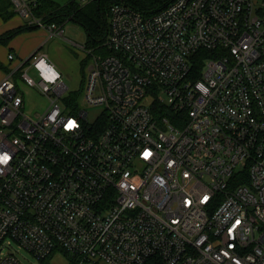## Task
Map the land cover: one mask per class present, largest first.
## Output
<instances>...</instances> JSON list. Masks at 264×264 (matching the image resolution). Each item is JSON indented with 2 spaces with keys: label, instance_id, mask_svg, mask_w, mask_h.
Segmentation results:
<instances>
[{
  "label": "built area",
  "instance_id": "2783aa9c",
  "mask_svg": "<svg viewBox=\"0 0 264 264\" xmlns=\"http://www.w3.org/2000/svg\"><path fill=\"white\" fill-rule=\"evenodd\" d=\"M10 2L63 38L34 3ZM110 9L81 98L46 54L8 55L0 264H23L21 249L42 264H264V0ZM19 79L44 112L26 114Z\"/></svg>",
  "mask_w": 264,
  "mask_h": 264
},
{
  "label": "rangeland",
  "instance_id": "374dc122",
  "mask_svg": "<svg viewBox=\"0 0 264 264\" xmlns=\"http://www.w3.org/2000/svg\"><path fill=\"white\" fill-rule=\"evenodd\" d=\"M56 4L60 6L66 5L68 0H52ZM82 4H86L91 0H78ZM13 4L10 2L7 6H11L8 10L9 17L12 19L16 15L13 13L12 6ZM6 8V7H5ZM11 14V15H10ZM4 15L0 16V31L5 26L6 21H3ZM8 17V18H9ZM20 20V21H18ZM27 24L30 22V18H21L14 20L15 22H21ZM64 36L63 38L60 37H53L51 39V46L50 44L45 46L42 50V54H51L53 56H59V59L64 63L70 65L71 73L63 74V80L66 86L69 88V91H72L74 95H80L78 98H81L84 93L85 81L88 70L91 65V62L95 59V56L102 54L103 48L101 50H96L95 52L93 49L87 48V32L86 30L74 21H68L64 24ZM56 42H58L56 44ZM4 47L0 46V62L2 64L5 63L7 58L8 64L9 59L7 56L8 49L6 48L7 44H2ZM50 46V47H49ZM56 46V48H54ZM53 49V50H52ZM94 51V52H93ZM99 53V54H98ZM107 52H104L106 54ZM4 69L1 67L0 64V73ZM59 70V69H58ZM60 71V70H59ZM61 72V71H60ZM30 74L34 79H36V75L33 71H30ZM17 88L20 93H22L25 97V112L30 116H34L38 112H44L48 105L49 100L47 97L42 96L37 89H32L28 87L22 80L17 81ZM99 110L97 108L86 109L89 112V119L91 121H95L97 115L99 114ZM17 256L19 260L23 264H42L39 263L36 259H34L27 251L25 250H18ZM50 264H69L65 259H55L50 262Z\"/></svg>",
  "mask_w": 264,
  "mask_h": 264
},
{
  "label": "trees",
  "instance_id": "16d2710c",
  "mask_svg": "<svg viewBox=\"0 0 264 264\" xmlns=\"http://www.w3.org/2000/svg\"><path fill=\"white\" fill-rule=\"evenodd\" d=\"M174 0H91L82 4L78 0H68L66 5L60 6L52 0H37L33 7L35 17L43 18L46 23H57L63 25L68 21H74L81 25L87 32V48L101 50L107 40L110 31V8L118 3H124L149 16L161 12ZM10 0H0V15L7 14L11 9ZM6 7V8H5ZM11 15V14H10ZM37 26L27 25L26 27L12 30L0 35V44H7L15 35L35 30ZM106 52V50H103ZM85 81V79H84ZM80 95H74L72 100L78 99ZM242 183H249L244 177ZM151 264V263H150Z\"/></svg>",
  "mask_w": 264,
  "mask_h": 264
},
{
  "label": "crops",
  "instance_id": "0c3cea01",
  "mask_svg": "<svg viewBox=\"0 0 264 264\" xmlns=\"http://www.w3.org/2000/svg\"><path fill=\"white\" fill-rule=\"evenodd\" d=\"M30 3H34L36 4L37 0H28ZM49 1V0H48ZM85 1V0H84ZM14 13V12H13ZM3 21H6L5 26L3 27V29H1L0 31V35H4L12 30H16L18 28H22V27H26L28 25L22 23L21 22H15L14 20L16 19H21L25 17L20 16L19 14H15L16 16L14 18H10L9 14H3ZM2 16V15H0ZM9 17V18H8ZM20 21V20H18ZM51 39L49 37L48 32L43 29V28H36L35 30H30V31H26V32H22L19 33L17 35H15L6 45V48L8 49V53L7 56L9 55V53H14L16 55L17 58L19 59H23V60H27L29 59L33 54H35L36 52H41L42 50L45 48V46H47V44L50 46L51 44ZM58 42H56L57 44ZM0 46L4 47L2 44H0ZM49 46V47H50ZM56 48V46L54 47ZM53 50V49H52ZM46 54V53H45ZM48 56V58L56 65V67L61 71L62 76L63 74H69L71 73V68L70 65L64 63L63 61H61L59 59V56H53L50 53L46 54ZM8 60L6 58L5 63L1 64V67L4 69V71H2L0 73V82L3 81L11 72V69L16 68V66H18L17 62H9V64L7 63Z\"/></svg>",
  "mask_w": 264,
  "mask_h": 264
},
{
  "label": "clouds",
  "instance_id": "9594fccd",
  "mask_svg": "<svg viewBox=\"0 0 264 264\" xmlns=\"http://www.w3.org/2000/svg\"><path fill=\"white\" fill-rule=\"evenodd\" d=\"M38 68H42L43 67V62H41V64L37 65ZM56 73H52L50 75H48L46 78L48 80H54L56 78ZM69 129L72 127H68ZM10 160V156L8 154H0V164H7Z\"/></svg>",
  "mask_w": 264,
  "mask_h": 264
},
{
  "label": "snow or ice",
  "instance_id": "6c2138e0",
  "mask_svg": "<svg viewBox=\"0 0 264 264\" xmlns=\"http://www.w3.org/2000/svg\"><path fill=\"white\" fill-rule=\"evenodd\" d=\"M68 127H74V122H69ZM145 155L147 156L148 154L146 153Z\"/></svg>",
  "mask_w": 264,
  "mask_h": 264
}]
</instances>
